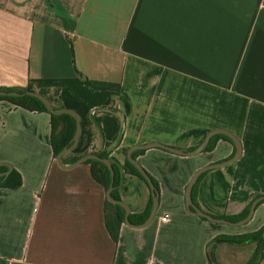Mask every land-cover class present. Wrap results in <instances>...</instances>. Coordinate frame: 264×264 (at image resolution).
<instances>
[{
  "label": "crops",
  "instance_id": "1",
  "mask_svg": "<svg viewBox=\"0 0 264 264\" xmlns=\"http://www.w3.org/2000/svg\"><path fill=\"white\" fill-rule=\"evenodd\" d=\"M15 87L45 91L80 115L65 165L106 151L123 167L124 150L137 145L192 150L224 129L241 153L202 173L196 205L235 217L264 195V0H0V88ZM223 135L195 155L158 147L138 154L158 183V208L146 226L123 221L114 241L106 190L90 164H57L50 113L0 100V162L21 177L0 186V264H264L257 242H213L264 226V200L240 226L186 207L192 174L235 153ZM118 195L130 221L141 222L146 182L123 172Z\"/></svg>",
  "mask_w": 264,
  "mask_h": 264
},
{
  "label": "trees",
  "instance_id": "2",
  "mask_svg": "<svg viewBox=\"0 0 264 264\" xmlns=\"http://www.w3.org/2000/svg\"><path fill=\"white\" fill-rule=\"evenodd\" d=\"M0 89L8 90V91L25 92L26 90H31V87H26V88L15 87V88H0ZM40 93L46 95L45 91H40ZM48 98L52 102L51 98L50 97H48ZM0 100H8L11 103L18 105L20 107H23L25 109H28L30 111L48 112V110L46 109V107L42 103V101L36 97H33V96H29V95L0 96ZM54 107L57 109H62V108H59L56 106H54ZM50 116H51V144H52V148H53V155L55 157L57 155V153L71 141L73 134H74V131H75L76 120L73 116H71L69 114H60V115L50 114ZM223 136L225 138H227L228 140H230V138L228 136H226V135H223ZM213 143H214L213 140H211L208 143V145L206 146L205 150L211 149L213 147ZM143 151H144V149H136L133 151L132 155H133V157H136L138 154L142 153ZM90 153H96L99 156L107 158L110 161L112 168L114 170L113 184H112L113 189L111 192L114 199L120 200V197L118 195V188H119L121 180H122L123 172H130V173H134V174L138 175L148 185L147 181L134 168V166L127 160V157L125 160V164L122 167L116 161L111 160L106 151L90 152ZM124 153L127 155V150H124ZM78 157H80V156H74L73 161H75ZM86 163L90 164L91 175L94 178V180L97 181L98 183H100L105 188V190H107V188L109 187L110 182H111V175H110V170L108 169V167L104 163H102L98 160H95V159H88L86 161ZM6 169H7V166H5V165L0 166V171H4ZM200 176H199V178H200ZM150 177H151V179L154 183V186H155L154 191L156 194H158V197H159L158 183L156 182V180L152 176H150ZM198 179H197V181H198ZM197 181L195 182L194 187L192 189V199H193V202L195 204H196V202H195V197H194V191H195V186H196ZM20 184H21L20 174L14 168L11 169V171L9 172V174L7 175V177L5 179H3V177H0V186H17ZM148 187H149V185H148ZM149 189H150V187H149ZM152 199H153L152 198V191L150 189V197H149V201H148V206H147L145 213L142 215L143 218H142L141 222H143L147 218V216L150 212V209L152 206ZM249 206H248V208H246V210L242 214H240L238 216L224 217V218H227L231 221L240 220L247 215V213L249 211ZM104 209H105V226H106V229L108 230L112 239L114 241H117L120 225L124 221V213H125L124 209L117 204H113V203L108 202L107 199H105V202H104ZM129 218H130V216H129ZM141 222H138V223H141ZM263 229H264V226H262L257 231L245 233L242 235L220 236V237L217 236L216 238H214L213 242H221V241L223 242L224 241V242L233 243V244H244V243H248V242H257L256 257L258 259L259 254L262 251V248L264 247V241H263V237H262ZM210 264H212L211 260H210Z\"/></svg>",
  "mask_w": 264,
  "mask_h": 264
},
{
  "label": "water",
  "instance_id": "3",
  "mask_svg": "<svg viewBox=\"0 0 264 264\" xmlns=\"http://www.w3.org/2000/svg\"><path fill=\"white\" fill-rule=\"evenodd\" d=\"M21 95H29V96H33V97L40 99L50 114H55V115L69 114L75 118L76 123H75V131H74L73 137H72L71 141L57 153V155L55 156V160H56L57 164L63 168H70V167L76 166L78 164L86 162L88 159H95V160H98V161L104 163L108 167V169L110 170V175H111V182H110L109 187L105 191V197H106L108 202L113 203V204H117L124 209V212H125L124 213V223L127 225H130L133 227H143V226H146L147 224H149L155 216L156 210L158 208V203H159L158 194H156L154 191V189H155L154 183H153L150 175L146 172V170L139 164V162L136 160V158L133 157V155H132L133 151L136 149H147V148H152V147H158V148H162V149L168 150L170 152L181 154V155H195V154L202 152L206 148L211 137L215 134H225L226 136H228L235 146V153L233 154V156H231L225 160H222L220 162H215V163L208 164L206 166H202L192 174V176H191V178H190V180L186 186V190H185V203H186L187 210L189 212L194 213V214H196V215H198V216H200L206 220H209L211 222L229 224V225H233V226H240V225L246 224L252 218L257 204L261 200H264V195L255 198L249 206V211H248L247 215L245 217H243L242 219L237 220V221H231L227 218L216 217V216H213L209 213H206L193 202L192 189L194 187L195 182L199 178V176L209 169L221 167L223 165H226V164L236 160L241 153V144H240L239 139L235 135H233L232 133H230L224 129H214V130L210 131L206 135L205 139L192 150H183L180 148L168 146V145H165L162 143H157V142L140 144V145H137L134 148H131L128 150L127 160L134 166V168L147 181V183H148V185L152 191V198H153L152 199V206H151V209H150V212H149L147 218L141 223H132L130 221V218H129L128 206L124 202H122L121 200L114 199L112 194H111L112 189H113L112 184H113L114 170L112 168L110 161L107 158L101 157L96 153H88V154H85V155L78 157L74 162H72L70 164L65 165L62 162V157L66 153L70 152L76 146V144L78 142L79 135H80L81 130H82L80 115L71 109H65V108L57 109V108H55L53 103L50 101V99L46 95H44L38 91L26 90L25 92H17V91H8V90L0 89V96H21ZM2 165H6V164L0 162V166H2ZM7 166L8 167L6 170L0 171V177H3V179H5L7 177V175L9 174V172L12 169L10 165H7ZM262 237H263V241H264V229L262 232ZM260 253L262 254V252H260Z\"/></svg>",
  "mask_w": 264,
  "mask_h": 264
},
{
  "label": "built area",
  "instance_id": "4",
  "mask_svg": "<svg viewBox=\"0 0 264 264\" xmlns=\"http://www.w3.org/2000/svg\"><path fill=\"white\" fill-rule=\"evenodd\" d=\"M168 218V215H163L162 217L159 218L160 222H165Z\"/></svg>",
  "mask_w": 264,
  "mask_h": 264
}]
</instances>
